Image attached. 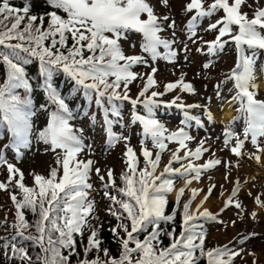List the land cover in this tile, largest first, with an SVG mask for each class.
<instances>
[{
	"label": "snow or ice",
	"instance_id": "snow-or-ice-1",
	"mask_svg": "<svg viewBox=\"0 0 264 264\" xmlns=\"http://www.w3.org/2000/svg\"><path fill=\"white\" fill-rule=\"evenodd\" d=\"M50 11L43 15H31V0H25L22 8L12 7L9 0H0V46L8 51H0V63L6 65V79L0 84V125L6 127L13 138V147H28L29 135L32 125L30 118L34 114L32 111V101L30 98H21L16 94V90L24 89L26 94L33 91L24 65L32 62V59L39 61L38 75L42 78V87L50 104L56 105V110L50 113V119L47 127L39 132L38 138L45 144L51 146V149H62L64 159L62 161L63 173L58 178V172L53 169L50 177L45 178L41 175L34 177L38 186V191L26 187L23 181V173L8 164L9 180L11 183L15 175L19 173L20 179L17 186L23 193L22 202L17 201L16 195L11 199L17 208V221L13 227L16 234L23 240L32 241L33 245L40 248V254L36 256L35 261L28 254L25 247L8 241L3 245L6 255L10 250L9 259H18L21 264H70V257L78 255L76 252V235L83 237L85 227L91 228L88 238V244L85 248V255L93 249L97 253L103 251L108 259L101 260L99 256L91 261L85 259L80 264H197L198 257L195 255L197 249L201 256L206 255L208 264H233L239 251L229 249L227 245L222 248H216L204 252V235H197L193 229L195 224L190 222L197 219L195 215L190 214L191 201L183 205V225L184 229L179 238H173V242L165 249H158L153 241H157L159 236V222H167L174 219L171 215H165V206L167 200L165 193L172 192L173 181L170 179H161L165 173L179 174L185 179L186 185L192 183V179L199 180L201 171L213 168L221 163L219 159L210 160L202 166H196L188 163L184 166V171L171 167V161L164 171L155 175L160 162V152H163L167 145L165 140L176 141L181 148H186L185 141L192 139L184 129L165 136L167 131L156 119L145 118L134 114V121H139L144 128L145 136H151L153 145L159 148L155 159H151L153 153L144 148L142 155L145 160V168L139 171L137 176V160L131 147H128L126 156L129 170L132 176L122 175L121 179L124 187L118 188V195H111L105 191L104 195L110 199L113 205H119V209L110 206L109 213L118 221H121L116 227L110 229L113 235L117 237L121 245V254L119 258L110 257L108 249H101L102 241L98 238L99 233L91 226L89 217L94 211V202L88 201V192L92 184L87 183L92 161L76 160V155L82 151L81 139L73 133L69 126V119L72 116L68 103L62 97L57 87L53 84V77L57 72L62 71L71 81L74 82L76 92L83 90L84 97L91 103L93 94H95V104L104 111V121L107 125L113 122L108 118V109L104 107L103 100L106 97L108 103L112 105V115L120 116L113 101H130L135 108L141 101L137 98L131 99L128 95V85L137 79V74L131 71V68L137 64L147 65L148 61L143 56H126L121 48L120 41L128 39L129 32L142 34V51L151 55V59L156 61L160 53L158 49L163 47L168 50L164 59L172 62L177 53L172 51V41L163 39L159 34L164 31L161 20L168 21V16L158 17L154 8L147 0H45ZM246 0H213L207 9L204 8V0H191L186 5V11L195 10V15L189 21L188 30L194 36L198 20L208 18L217 11L222 10L224 16L214 24L209 25V31L219 29L215 41L208 44L210 54H215L217 50H223L226 41L222 38L231 36L232 41L238 51V60L235 68L229 77L234 82L236 94L232 100L239 103L237 112L244 118L246 128L244 132L245 140L251 137V143L256 147L257 153H264V148L260 147L259 138L264 137V100L258 99L259 84L256 83V61L259 50H264V8L257 9L254 18L249 19L246 13L241 11L242 5ZM163 7H169V0H161ZM60 10L66 14V18L58 14ZM147 19H142L145 15ZM48 23L45 27V18ZM5 21H11L10 25ZM26 21V23H25ZM39 21V23H37ZM23 23V27H21ZM238 28L236 34L232 33V26ZM175 29V21L168 25ZM71 38L72 44L68 45ZM18 41L15 44L9 41ZM50 41V46L45 44ZM251 52L246 54L244 46ZM135 47V45H132ZM85 52L88 55H85ZM26 54V55H22ZM124 63L121 64L120 62ZM209 67L208 64L204 65ZM156 68L152 69V74L148 75L146 85L141 91L140 96H145L149 88L154 86V74ZM109 77H115L109 81ZM90 81V82H89ZM124 86V93L121 94L118 89ZM182 86L183 91L194 92L191 84L183 83V80L177 83L166 85L165 91H171L174 88ZM219 89V85H217ZM161 93L152 92L151 97H157ZM219 96V91H217ZM145 109L152 116L153 109L157 105L152 98L145 99L143 102ZM183 108L184 106L181 105ZM197 107V106H191ZM43 110H47V105H41ZM194 117L185 112V118L182 123L188 126V121ZM208 119H213L211 113H208ZM235 119V118H234ZM199 125L200 121L197 119ZM110 141L119 139L112 137L111 127L108 128ZM225 145L227 146L234 134L230 130L225 133ZM236 143L231 148L233 155L240 157L243 152L245 140L235 138ZM207 151L201 146L194 152H185V159L192 157L200 159L203 152ZM179 149L173 153V160L182 159L178 155ZM257 163H260L261 156L253 154ZM253 158L252 156L249 157ZM74 161V165H73ZM6 163L3 155H0V164ZM58 163H60L58 161ZM149 167L151 170H149ZM194 173L191 179L188 177ZM96 174L100 176V169H96ZM108 183L104 185L105 189L109 186H115V180L111 170L108 171ZM227 178V177H226ZM103 181L104 177L100 176ZM157 181H161L157 184ZM212 187H215L214 185ZM212 187L208 189V195L211 194ZM0 190H7V184L0 183ZM185 189L181 188L177 194V203L183 196ZM239 184L233 189L232 197L224 204L225 209L233 206V197L238 194ZM196 189L192 190V199L198 195ZM208 195L204 197L206 201ZM121 197H127L123 199ZM255 203L264 208V201L256 197ZM203 202L201 203V206ZM29 207L34 212L38 209L39 219L35 224L37 235H25V231L30 225L25 221L21 209ZM234 207L242 210V205L237 201ZM120 209L123 211L121 212ZM123 218L130 221L129 226L122 221ZM203 217L214 219L207 209L201 213ZM256 213H252L255 218ZM98 219V217H92ZM152 227L153 231L145 240L140 241L135 234L145 231ZM117 229H122L126 234L120 237ZM15 237L13 238V240ZM199 239V243L194 240ZM130 244H134L131 247ZM67 250V254H64ZM133 254H136L135 256ZM227 256V259L223 257ZM253 264H256L253 261Z\"/></svg>",
	"mask_w": 264,
	"mask_h": 264
},
{
	"label": "rangeland",
	"instance_id": "rangeland-1",
	"mask_svg": "<svg viewBox=\"0 0 264 264\" xmlns=\"http://www.w3.org/2000/svg\"><path fill=\"white\" fill-rule=\"evenodd\" d=\"M147 2L154 8V12L158 17L168 16L169 20H161L164 31L159 35L165 39L172 41V46L177 55L172 62L164 58H159L153 62V68L157 71L154 74L155 85L154 89L147 92L145 96L138 97L135 94L131 95V99H139L141 103L144 98L151 97L152 92H164L166 85L169 83H177L183 80V83L191 84L195 93L197 94L198 107L195 100H191L189 106L181 107V104L175 105L173 98L167 100L163 105L155 102L157 105L154 107V117L158 119V122L164 126L167 130L164 135L168 136L171 133L177 132L183 129L182 121L185 118V112L188 115L194 117L193 124H196L200 129V134L204 133L207 127L211 126V121H214V115L219 113L223 106L231 103L233 111L235 112L233 118L227 124H221L224 130L221 135H213V139H208L211 147L204 151L201 158L196 160L192 157L185 159V152L195 151L204 138L186 140V148H181L176 141L165 140L164 143L167 148L160 152L159 148L153 145L152 140L143 134L139 127L131 128V134L137 135L139 133L142 137V141L135 136L131 138L130 134L123 135L121 144L129 142L134 148L135 153L141 154L142 149L147 148L149 151L156 153L160 152L164 164L157 172L159 176L167 167L171 161V167L174 169H180L184 171V166L188 163H193L196 166H202L210 160L219 159L221 163L213 168L202 170L199 180L192 179L190 185H186L185 179L179 174L172 173L171 175L178 178V186L175 192L172 193L170 199L172 201L177 200V194L181 188H184L183 197H188V201H191V212L196 217L203 216L199 211H196L195 204L199 198H204L208 195V189L213 185L211 194L208 195L206 203L212 202L210 207V213L214 216V219L209 221V225L212 230L208 236V242L211 243L214 249L222 248L227 245L229 249L239 251L240 255L236 256L237 260L235 264H264V208L259 207L255 203L256 197H259L261 201H264V181L261 177L254 174V169L258 163L256 162L253 154H259L261 160H264V153H257L256 147L251 143L250 136L245 140V129L236 130L234 128L233 121L240 116L237 112L239 103L233 101L232 98L236 94L234 88V82L229 79L230 66L235 64V58L238 57V51L233 55L230 52V47L224 49V51L218 55V57L208 58L206 54L201 57L197 56V52L194 49V45L199 39L202 38V32L200 28L193 36L191 33L184 31L185 22L190 19L191 12L186 11V5L191 0H169V7H163L161 0H147ZM232 0H230V3ZM256 5L259 8H264V0H246L244 7L241 9L245 13L246 9H253ZM142 19H146V14L142 15ZM249 19L254 18V14L248 15ZM172 21H175V29L169 28L168 25ZM187 21V22H188ZM204 22H209L205 20ZM127 49V56H136L137 50L141 45L140 38L121 40ZM138 42V43H137ZM132 45H135L133 47ZM164 51L163 47L158 49L161 53ZM209 63V67L205 68L204 65ZM211 64V65H210ZM222 70V72H221ZM152 74V71L147 73L145 80L147 82L148 75ZM257 80L264 81V68L256 71ZM219 85V89H217ZM181 87L182 86H178ZM176 87V88H178ZM219 91V96L217 95ZM155 97H152L154 99ZM257 98L264 100V92L258 89ZM158 100V99H157ZM195 101V102H194ZM139 105V103L137 104ZM163 106V108H160ZM141 107H144L143 103ZM145 108V107H144ZM179 109V110H178ZM208 113H211L213 119L207 121ZM235 118V119H234ZM46 114H40L36 118L30 119L32 125L31 133L29 135L28 147H20V156L13 158L9 155L8 158H4L6 163L0 164V181L8 178L7 165L11 164L14 168L19 169L25 175L30 177L34 173L44 174L55 163L57 159H64V152L62 149H56L53 151L51 146L46 145L40 140L34 139L33 136L39 134L41 127L45 125ZM200 121L198 125L196 120ZM232 124L231 129L236 131L234 137L230 139L229 144L225 145V128ZM130 130V129H129ZM99 131V130H98ZM97 131V132H98ZM87 132L92 134L91 130L87 129ZM190 137H193L194 131H188ZM124 133V130L121 134ZM219 134V131H215ZM236 137L240 140H245L243 154L237 157L232 154L231 148L236 143ZM31 139V140H30ZM207 143V140H206ZM260 147L264 148V137L259 138ZM120 145L117 146L113 153L104 152L98 155L91 147L83 145L82 151H80L75 159L83 162L92 161L91 170L89 172V183L92 184V188L88 192V201L94 202L95 209L99 210L102 206L99 201L101 181L100 176L104 177V180L108 181V171L111 170L113 178H115L122 166L126 163L124 158V148ZM179 149L178 155L182 158L179 161L173 160V153ZM204 156V157H203ZM252 156L253 158H249ZM55 160V161H54ZM74 165V161H73ZM96 169H100V176L96 174ZM168 174V173H165ZM195 174L192 173L188 178L191 179ZM227 177V178H226ZM239 184L238 194L233 197V206L225 209V202L232 197L233 189ZM196 189L198 195L195 199H192V190ZM205 202V200L203 199ZM239 202L242 205V210L234 207L235 202ZM255 212V218L252 217V213ZM205 218V217H204ZM263 252L259 257L257 253Z\"/></svg>",
	"mask_w": 264,
	"mask_h": 264
},
{
	"label": "trees",
	"instance_id": "trees-1",
	"mask_svg": "<svg viewBox=\"0 0 264 264\" xmlns=\"http://www.w3.org/2000/svg\"><path fill=\"white\" fill-rule=\"evenodd\" d=\"M32 8H31V15H43L45 12L50 11L51 9L46 4L45 0H31ZM213 3V0H204V8L207 9L208 6ZM246 3V2H245ZM9 4L12 7H18L22 8L25 4V0H9ZM244 5H242L241 8H243ZM259 9L258 5H256L253 9H246L245 13L250 15L251 13H255L256 10ZM58 14L62 17L66 18V14L63 13L60 10H57ZM192 15H195V10H193ZM217 14H220V10L217 11L214 15L208 18L199 19L197 26L195 28V32L197 30L201 29L202 38L197 41V43L194 45V49L197 52V56L201 57L203 54H206L208 58L210 57H218V55L226 48L230 47L231 54H235L237 52L235 43L232 41L231 36H225L222 38L223 41H226L225 46L223 50H217L215 54H210L208 51V44L212 41L216 40V37L218 35L219 29L211 30L209 31V25L216 23L218 20H220L224 15H220L221 17L216 18ZM147 19V17H146ZM188 21V18H186ZM205 20H208L209 22H204ZM185 22V28L184 31L187 33H191L188 30V22ZM5 23L9 24L11 21H5ZM26 23V21H25ZM39 23V21H37ZM48 19L45 18V27H47ZM23 27V23L21 25ZM232 33L236 34L238 32L237 26L233 25L232 27ZM2 30V29H0ZM133 38H140L141 44L143 41L142 34L135 33V32H129L128 33V39ZM18 41H9V43L15 44ZM138 43V42H137ZM230 43V44H228ZM46 45L50 46V41H45ZM72 44L71 38L68 40V45L70 46ZM121 48L124 52V54L127 56V49L125 48V45L120 41ZM174 50V47L172 46V51ZM0 51H8V49L3 48L0 46ZM168 50H164L162 53H160L159 58H164V56L167 54ZM136 56H143L147 61L148 64H137L134 65L131 68V71H133L135 74H137V79L133 82H131L128 85V95L131 97L132 94H135L138 97L140 96L141 91L144 89L146 83H145V76L147 73L152 71L153 69V60L151 59V55L148 53H144L142 51L141 45L139 46L137 50ZM22 55H26L23 54ZM85 55L87 56L88 53L85 52ZM247 55H251V52L247 50ZM258 58L256 61L255 69H261L264 67V50H259L257 54ZM158 58V59H159ZM121 64L124 62L121 61ZM28 78L30 80V83L33 86V91L30 94H26L24 89H18L16 90V94L20 95L21 98H30L32 101V111L33 115L30 119L38 117L40 114H46V123L43 127H41L40 131L44 130L47 127V124L50 119V113L56 110L55 104H50L47 101V96L44 91V88L42 87L43 81L42 78L38 75V68H39V61L37 59H32V62L24 65ZM6 65L3 63H0V84H2L6 79ZM115 77H109V81L114 80ZM90 82V81H89ZM53 84L59 92L61 93L62 97L65 99L66 103H68L69 108L71 109L72 116L69 119V126L73 130V133L77 135L82 142V145H86L91 147L95 152L98 153V155H101L104 152L107 153H113L117 146L121 144V140L123 139V135L130 134L131 138L138 136V138L142 141V137L139 133L137 135L131 134V128H137L140 123L138 121H134V115L131 111L133 108V105L129 101H113V104L116 105L117 110L120 112V116L117 117L115 115H112V105L108 103L107 98L105 97L103 100L104 107L108 109L109 112V119L113 122L110 126L107 125L104 121V111L101 108H98L95 104V94H93V100L90 103L83 94V90L80 92L75 91L74 82L69 79L62 71L57 72L53 77ZM154 88H151L148 90L151 91ZM118 91L123 94L125 89L123 86V83H121V87L118 89ZM132 93V94H131ZM159 93V92H157ZM162 95L157 96V99L160 101L169 100L172 98H175V104L182 103L183 105L187 106L190 105L191 100H195L194 102L197 104V94L194 92L189 93L187 91H183L181 87L174 88L171 91H165L161 92ZM41 105H47V110H43L41 108ZM139 114H141L143 117L147 118L145 116V112L142 108L138 107L136 108ZM236 127L239 128L240 122L235 123ZM185 126V124H184ZM188 126H191V122L188 121ZM111 127V134L112 137H118L119 139H113L114 144L111 145L109 143V132L108 128ZM216 128H219L218 125H215ZM216 128H207L206 134H203L204 140H207L206 142H203L204 147L209 148L211 145L208 143V139L211 137H214V131ZM88 130L92 131V134L87 132ZM130 129V130H129ZM99 130V131H98ZM124 130V133L121 134V132ZM191 130V127L189 131ZM98 131V132H97ZM32 132V131H31ZM30 132V133H31ZM33 133H31V136ZM39 134H36L33 136L34 139L40 140L38 138ZM200 136V132L196 130V134L192 137L194 139L198 138ZM149 137V136H148ZM41 141V140H40ZM13 144V138L11 136V133L7 131L6 127L3 125H0V155L3 156H9V154L14 155L15 157H18L19 149L15 147L16 150L11 151L10 145ZM48 145V144H46ZM49 146V145H48ZM121 146L124 148V158H125V164L120 169L119 174L114 178L115 180V186H109L108 189H105L104 185L108 183L106 180H101L99 183L100 187V195H99V201L101 203V208L99 210L94 208L93 213L89 217V221L92 227H94L96 230H98L99 236L98 238L102 241L101 243V249H108L110 257L119 258L121 254V245L119 243V240L116 236L113 235L112 231L110 229L116 227L121 221H118L114 216H112L109 213L110 206L116 209H119V205H113L112 202L108 197L104 195L105 191H109L111 195H118L117 189L124 187V183L121 179L122 175L132 176V172L129 170V166L127 164L128 157L126 156V152L128 147H131L134 151V148L129 145V142L121 144ZM143 151V149H142ZM153 153V156L151 159H155V152L151 151ZM135 153V151H134ZM135 157L137 160V176L140 170H143L145 168V160L144 157L141 154L135 153ZM160 162L159 166L156 169L155 175H157L158 170L160 167L164 164L162 156L160 155ZM55 161V160H54ZM58 161L60 163H58ZM62 161L63 159H57L55 163L50 167V169L44 173H34L30 177L25 175L23 172V181L22 183L29 188L36 189L38 191V186L35 183L34 177L36 175H41L45 178L50 177V172L53 169H56L58 172V178L63 173L62 168ZM19 170V169H18ZM149 170L150 167H149ZM8 171V168H7ZM19 172H21L19 170ZM90 178V176H89ZM20 179L19 173H17L12 180L11 183H8L9 180V172H8V178H6L3 181H0V183L7 184V190H0V264H21V261L18 259H9L8 255H10V250L8 251V255H6V250L4 249L3 245L5 242L11 241L17 246L25 247L28 251V254L33 258V261H35L36 256L40 254V248L38 246L33 245L32 241H26L23 240L21 237H19L16 234V229L13 227L15 224L18 223L17 221V208L15 203L12 201L11 196L16 195L17 201L22 202L23 200V193L17 186V181ZM163 179H170L173 183L174 190L172 192L165 193V197L167 200V204L165 206V215H171L174 217L171 221H163L161 220L159 222V236L157 241H153L154 245L158 249H165L170 246V244L173 242V238H179L180 233L184 229L183 225V205L188 202V197L183 198L180 197L179 203L176 201H172L170 199V196L172 193L176 190L178 186V178L173 175H164ZM89 179L87 180V183ZM161 181H157V184H159ZM87 192H89V189H86ZM88 198V196H87ZM123 199H127V197H121ZM25 221L30 225V227L25 231V235H37L35 224L37 220L39 219L38 209L36 212H34L31 208L25 207L21 209ZM122 212L123 210L120 209ZM190 214H191V205H190ZM127 214L124 213L122 216L123 223L127 224L129 226V230H131L130 221L124 219L123 217ZM98 217V219H92V217ZM191 224H195L196 227L193 229V231L199 235H204V252L206 253L209 250H214L213 246L210 242H208V236L212 230V228L206 224L201 223L196 220L190 222ZM119 232L120 237H125L126 234L123 232L122 229H117ZM153 231L152 227H148L145 231H142L138 234H135L137 239L140 241L145 240L146 237L149 236V234ZM91 233V228L85 227L83 237L80 235H76V252L78 255H73L70 257V264H80V261L82 260H93L96 259L97 256L100 257L101 260L108 259V257L104 256L103 251H100L99 253L96 252L95 249L88 252L87 255H85V248L88 244V238ZM15 239L13 240V238ZM194 243L198 244L199 239L194 240ZM131 247H134V244H130ZM64 254H67V250H64ZM134 256L136 254H133ZM195 255L199 258L197 264H208V258L206 255L201 256L200 250L197 249L195 251ZM224 259H227V256L223 257ZM237 258L235 257L233 260V264H235Z\"/></svg>",
	"mask_w": 264,
	"mask_h": 264
},
{
	"label": "bare ground",
	"instance_id": "bare-ground-1",
	"mask_svg": "<svg viewBox=\"0 0 264 264\" xmlns=\"http://www.w3.org/2000/svg\"><path fill=\"white\" fill-rule=\"evenodd\" d=\"M259 85L261 91L264 92V81L263 79L259 80ZM235 112L233 111L231 103L226 104L225 106L222 107L219 113L214 115V119H216L218 122H221L223 124H227L234 116ZM256 166V169H254V174L253 175H258L261 177L262 181H264V160H261L260 163H258ZM204 198H199V200L195 204V209L196 211H199L200 214L205 211V209L208 210L210 213V207L212 202H204ZM203 202V205L201 206V203ZM263 252L259 251L257 255L261 257Z\"/></svg>",
	"mask_w": 264,
	"mask_h": 264
}]
</instances>
